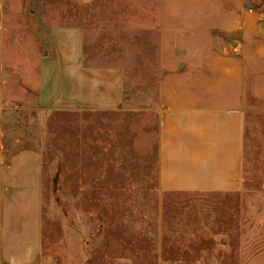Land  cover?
Returning <instances> with one entry per match:
<instances>
[{"label":"rangeland","instance_id":"obj_1","mask_svg":"<svg viewBox=\"0 0 264 264\" xmlns=\"http://www.w3.org/2000/svg\"><path fill=\"white\" fill-rule=\"evenodd\" d=\"M2 2V23L12 29L2 50L8 64L0 63V83L9 79L0 124L7 143L18 139L19 148L41 155L47 263L242 264L264 247V127L246 129L242 191L159 189L150 38L134 31L139 8L148 12L158 0ZM249 9L264 13V0H252ZM58 24L86 30L87 60H113L124 70L122 105L38 108L31 84L39 58L52 54L51 30ZM252 118L264 125V116Z\"/></svg>","mask_w":264,"mask_h":264},{"label":"crops","instance_id":"obj_2","mask_svg":"<svg viewBox=\"0 0 264 264\" xmlns=\"http://www.w3.org/2000/svg\"><path fill=\"white\" fill-rule=\"evenodd\" d=\"M251 6L252 0H158L148 12L138 10L134 31L149 34L148 60L155 71L151 102L159 114L161 191L243 189L246 129L264 127L252 118L264 116V13L249 12ZM2 12L0 0V63L7 65L2 52L12 27L2 23ZM85 32L69 24L52 28V54L39 58L31 84L42 112L122 105L124 70L113 60H87ZM8 82L5 76L0 83V115L8 107ZM0 134V264H50L41 155L19 148L18 139L7 143L1 124ZM248 256L242 264H264V247Z\"/></svg>","mask_w":264,"mask_h":264},{"label":"built area","instance_id":"obj_3","mask_svg":"<svg viewBox=\"0 0 264 264\" xmlns=\"http://www.w3.org/2000/svg\"><path fill=\"white\" fill-rule=\"evenodd\" d=\"M249 12H252L251 9L248 10ZM0 137H1V134H0Z\"/></svg>","mask_w":264,"mask_h":264}]
</instances>
